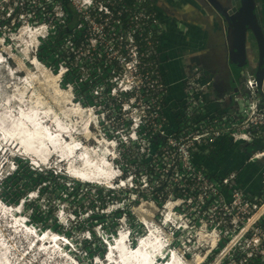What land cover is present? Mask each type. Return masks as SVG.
<instances>
[{"label": "built area", "instance_id": "obj_1", "mask_svg": "<svg viewBox=\"0 0 264 264\" xmlns=\"http://www.w3.org/2000/svg\"><path fill=\"white\" fill-rule=\"evenodd\" d=\"M8 1L12 2V9L4 11L6 16L8 14L10 16L12 12L13 19L17 18L22 21L26 18L30 20L32 27L24 29L25 27L21 26L19 33L26 31V34L32 36L34 32L38 31L39 26L42 27L41 33L46 35L47 40L54 35L53 25L51 28L44 23L38 25L40 22H45L42 18H48L51 15L47 13V10L51 6L58 8L60 13L56 21L62 24L66 20V14L60 9L61 5H68L72 9L76 16V24L71 34L63 35L61 43L55 45L58 54L64 55V58L60 59L61 65L55 73L60 74L57 86L60 87L62 82H66L71 73L86 71L88 74L83 77L84 80L79 79L76 86H80L79 90H85L87 98H98L102 101L122 99L119 103L120 107L114 114L127 120L126 130L120 134V138L109 141L111 143L108 144L111 149V159L115 158V148L133 147L137 153L135 154L136 158L138 160L141 158L143 166L154 169L158 164L152 165L147 162H152L159 156L163 158L164 155L165 162L170 159L172 163L170 166L173 165L172 169L176 170L175 175L179 176L177 182L173 180L176 182L178 190H181V193H190V195L181 194L179 196L184 199L185 204L188 202L186 207L193 206L196 197L199 196L202 200L200 205L204 211L218 214L215 212L216 206L222 207L223 209H219L218 212L224 214L228 212L230 214L227 213L228 219L231 217L233 224H236V220L240 219L245 224L241 223V227L251 228L257 226L258 223L264 226V166L260 169L261 189L258 194H247L234 188L237 179L235 170L232 169L224 175L217 176L206 172L202 164L197 165L193 161L196 154H201L204 158L211 156L221 143L237 146L252 144L264 134V89L263 84L259 85L258 74L253 68H249L247 65L240 68V91L228 97L227 106L225 104L222 108L219 106L220 108L213 109L208 107L204 96L210 86V80H204L203 72L197 67H192L191 78L185 83L182 82L184 85L182 100L176 108L169 110L166 94L170 84L165 81L161 68L159 47L163 35V25L156 15L154 0H38L35 12H39L41 17L39 23H37V17L27 15L29 12L27 8L30 7L32 0H0V5L6 4ZM82 55L88 57L82 60L80 58ZM71 61L72 65L69 63ZM103 78H107V82ZM74 89L76 90L75 85ZM66 91L70 94L71 88L68 87ZM69 102L72 107V112L67 113L69 116H75L81 120L82 118L87 119L82 127V131H84L82 134H85L83 140L86 142L95 126L106 116L102 113L95 114L92 109L82 107L83 100H74L71 94ZM167 112L171 115L170 118H167ZM68 115L66 118L69 117ZM49 124L46 128H50ZM104 125L101 124L100 127L102 128ZM58 128L59 126H55L53 129ZM143 128L152 131L143 132ZM77 130L78 136H81L79 129ZM59 132V139L62 141L66 139L69 143L70 136L68 135L72 134L73 130L68 132L67 129L62 128ZM61 134L63 138H61ZM78 143L84 145L82 141ZM95 143L96 146H100L99 142L95 141ZM150 143L152 144L151 148H149ZM157 143L159 144L157 145ZM132 144L139 146H130ZM85 148L93 149L91 146ZM94 150L97 152L98 147H95ZM263 159L264 150L247 155L245 163H255ZM59 161L60 159H57V162L54 163L55 166L60 164ZM49 163L50 161H48ZM63 167L64 169H61L59 173L67 175L68 178L64 176L67 180H71L70 182L75 186L89 184L99 188L102 185V188L114 191L112 184L104 186L103 183L85 182L69 173L68 163ZM222 167L221 164L220 168ZM103 168H108L105 170L110 174V170L113 169L112 163L107 161L106 167ZM46 172L48 171L44 173ZM52 172H55L54 176L59 174L56 170ZM117 172L120 173L119 170ZM145 172L144 170V173H140L138 176L145 182V187H148L147 180L149 178ZM120 177V174L113 173L109 177L101 176V179H105L106 183L118 179L116 183L119 187H125L127 182L130 185H127L128 188L133 187L131 177L123 179ZM158 186L157 184L155 188ZM135 187H137L136 184ZM148 189L150 190V187ZM194 189H196L195 192H193ZM158 193H152L151 196ZM30 198H32V193L24 195L13 206L4 204L3 200L0 201V206L5 211L13 212L14 207ZM162 208L168 211V203H165ZM30 210L28 213L31 215L33 211L30 212ZM198 210L201 211V207ZM103 214L101 213L99 216H103ZM116 214L119 215V212ZM169 215H172L169 211L164 213L160 225L156 229L162 239L160 241L166 243L165 245L169 244L166 242L167 236L162 227L170 224ZM249 218L251 222L250 225H247L246 222ZM103 219H107L105 214ZM22 224L25 226L23 229L26 232H30L28 229L30 227L35 228L36 236L41 235V230L35 224ZM170 226L173 227V225ZM145 229L148 228L145 226ZM127 233L120 227L114 240H122ZM44 234H48L50 237L53 233L47 230ZM161 235L165 237L162 238ZM35 242H37V238ZM68 243L69 246L72 244L69 240ZM4 245L8 247V252L2 257L3 263L0 264H9L12 257H16L11 252V254L9 253L10 247L6 241ZM30 249L31 247H27L13 263L25 264L19 263V261H24L31 264L30 262L34 258L29 255ZM172 254L175 253L170 250L169 259ZM181 260H178L180 264Z\"/></svg>", "mask_w": 264, "mask_h": 264}, {"label": "rangeland", "instance_id": "obj_2", "mask_svg": "<svg viewBox=\"0 0 264 264\" xmlns=\"http://www.w3.org/2000/svg\"><path fill=\"white\" fill-rule=\"evenodd\" d=\"M37 2L38 0H32L30 7L27 8L29 11L27 15H34V17L38 19L37 23H39L41 17L39 16V12H35V9H37ZM5 6L6 5L3 3L0 5L1 15L5 11ZM47 13L51 15H49L48 18H42L45 22H40L38 25H43L44 23L46 26H50V28L51 25L54 27V22H58L56 19H58L57 17L60 10L55 6H51L47 10ZM21 26L32 27L30 20L26 18L22 21L14 18L10 23L0 25V54L5 58L7 65H1L3 70L0 72V86H2L0 102L3 101L4 97L13 95L12 91L14 86L17 85L16 78L25 76L24 72H17L14 76V80H10L6 74V71L15 73L18 60L24 66H27L26 59L22 54V49L24 47H26L28 57L32 60H37L38 66L47 74H55L59 65H61L58 61H56V63L53 62L55 60L54 55L57 52V50H54L56 49L54 42L51 40L47 42L46 35L42 33L36 40L34 37L33 39L31 37L27 38L26 34L22 35L19 33V27ZM3 40L5 41L3 42ZM249 41L252 59L255 61L257 58L256 47L252 39H249ZM42 42L43 49L40 50L39 47ZM39 54L42 60H39ZM87 57V55H82L80 58L84 60ZM7 59H9V61ZM69 63L71 65L73 64L72 61ZM87 74L86 71L76 72L75 74L71 73L68 80L62 82L60 87H58L65 91L70 87L71 91L69 92L74 97V100H83L82 107L92 109L95 114L102 113L106 116L103 121L99 120V124L95 126L91 136L87 137L86 142L83 140L85 134H82L84 133L82 127H84L87 119L82 118L81 120L75 116H69L67 113L72 112V107L65 103H61L60 98L58 99L57 106L54 103L55 99H53L51 93L47 91V85L43 88L36 84L34 90H37L41 94V99L44 104L42 108H52L53 111H55L59 127L67 129L68 132L73 130V140L77 142L82 141L84 147H98L97 152H95V158L104 162L102 171L108 169L103 168L106 167L107 161L109 163L111 162L113 169L110 170V174H120V179L131 177V185H133V187H127V185L130 186L129 182L126 183L125 187H119L116 183L118 179L108 183H106L104 179V182L101 181L100 183H103L104 186L112 184L114 191L111 194L104 193L102 185L99 186L101 189L91 190L86 188L88 190V193L85 194L86 198L84 197L83 202L77 204L73 199L76 195L71 191L76 190L78 192L77 194L81 195L84 189H79L74 183L70 182L71 180H67V175L64 174L66 178L59 173L64 167L60 164H56L55 166L54 163L57 162L56 158H52L51 156L49 164H41L40 166L33 167L29 163L28 158L21 155L22 150L19 151V149L9 141L6 146H0L4 147L7 153V156L4 155L0 158V161L3 159V161L0 162V196L2 197L3 203L13 206L17 204L24 195L32 193V198L26 200L29 202L26 204L28 212L29 209H31L30 212L33 211L30 216L31 222L41 231L48 230L53 233H64L70 243H72L70 246H67L66 249L70 251L71 258L73 257L72 260L76 262V264H104L103 255L105 253V242L115 236L120 227L123 230L128 229L131 231L132 229V233L130 234L132 239H129L130 245L133 244L134 239L145 234V226L147 228L150 226L152 228H149L150 230L159 233V231L156 230L157 226L160 225L164 213H168V211L172 214L171 216L169 215L170 224L161 227L167 236L165 239L170 245L169 248L175 253L177 259H182L181 264H264V226L258 223L257 226L251 228L248 226L241 227L244 223L240 219L236 220V224H233L231 217L228 219V212V214L218 212L219 209H223L222 207L216 206L215 212L218 214L204 211L200 205V201L202 200L199 196L196 197L193 206L190 205V207H186L185 205H187L188 202L185 204L184 199L179 196L181 194L190 195V193H181V190H178L176 182L179 176L175 175L176 170L172 169L173 165L170 166L172 164L170 159H168V162H165V156L163 155V158L159 156L152 162H147L152 165L158 164V166L153 169L158 175H148L151 180V184L148 185V187H154L155 180L158 185L164 184V188L162 187L163 189L160 190L157 195L153 194V196H151L152 193H150L148 187H145V182H143L136 173L137 167L139 170L143 169L141 173H144V166L140 161L141 158H139V160L136 158L135 154L137 153H135L133 147L127 148V146H120L115 148L118 152L114 150L115 158L111 159V149L108 146V144L111 143L109 141L120 138V134L126 130L127 120L122 119L120 116H115L116 114H114L120 107L119 103L122 99L102 101L98 98H87L85 96V90H79L78 88L80 86H76L78 85L77 81L79 79L84 80L83 77ZM190 78L191 75L184 78L182 82L185 83ZM103 79L107 82V78ZM9 82H12V85H10L11 88H6ZM58 83L59 81L57 84ZM74 85L76 90L74 89ZM238 91H240V89L235 90L224 98L226 106L228 104V97L232 94H237ZM13 108L14 107H12V109ZM38 113H40L41 116H51L48 110H39ZM67 115L69 116L68 118H66ZM101 124L105 125L101 128ZM77 129H79L81 136H78ZM142 131L151 132L152 130L143 128ZM261 139L262 142H258V144H264V134L261 136ZM95 141L99 142L100 146H96ZM158 144L159 143H157V145ZM247 145L255 146L253 143ZM130 146L138 147L139 145L132 144ZM236 146L237 145H229L231 149H235ZM151 147L152 144L150 143L149 148ZM219 148L220 147H217L212 154L215 156L213 157L214 159L218 156ZM233 152L241 156L238 149L233 150ZM219 153L221 152L219 151ZM213 158H211V160ZM235 158L236 156L233 157L229 152L220 156V159H222L223 162H227V164H236L238 162V165L241 166L244 157L237 161H235ZM223 162L222 165H224ZM76 165L77 164H75V166ZM203 166L206 167V165ZM54 167L58 169L57 173L59 174L57 176H54L55 172L53 173L51 171ZM116 169H118L120 173L117 172L118 170ZM150 169L152 168L147 169V173H149ZM232 169L236 171L239 170V167L228 170ZM45 171L48 172L44 173ZM168 173L170 174L169 176ZM237 178L234 188L242 190L247 194H258L261 189L259 171H255L253 167L247 165L240 170V175L237 176ZM135 184L137 187H135ZM195 190L196 189H194L193 192H195ZM91 192H94L95 195L101 192L100 197H98L99 202ZM165 203H168V211L162 208ZM200 207L201 211L198 210ZM59 211H61V213H59ZM114 212H119V215H115ZM101 213H104L107 219H103L104 214L103 216H99ZM183 213L186 214L184 215ZM166 220L165 218V221ZM110 222H116L117 226L113 227ZM250 222L251 219L249 218L246 224L250 225ZM106 223H108L109 232L105 233L102 226L104 224L106 225ZM170 225H173V227ZM3 234L4 236L1 238L4 239L10 247V252L14 254L16 258L20 257L21 253L26 250L27 242L22 243L20 239H15L7 228H3ZM161 237L163 238L165 236L161 235ZM98 250L103 251H101L102 256L101 253L98 254ZM32 257L34 260L30 262L31 264H60L58 261L50 263V259L44 256H38L37 254ZM73 261H64V263L72 264ZM96 261L98 262L95 263ZM19 263L27 264L24 261H19Z\"/></svg>", "mask_w": 264, "mask_h": 264}, {"label": "bare ground", "instance_id": "obj_3", "mask_svg": "<svg viewBox=\"0 0 264 264\" xmlns=\"http://www.w3.org/2000/svg\"><path fill=\"white\" fill-rule=\"evenodd\" d=\"M39 28H41V30H39ZM24 29H26V27ZM37 29L39 32H34V34L30 36L32 39L34 37L36 40L43 30L42 27L39 26ZM30 31L32 32V29H30ZM26 33L25 31L20 34L25 35ZM26 36H28V34H26ZM22 54L26 59L27 66H24L18 60L15 73L10 71L7 72L10 80H14V76L17 72H24L25 76L23 79H20L22 77L16 78L17 85L14 86L12 91L13 95L4 97L3 101L0 102V146H6L7 142L11 141L13 145L19 147V151L23 150V154L21 153V155L28 158V161L33 167L40 166L41 164L44 165L50 156L56 155L59 157L60 163L66 161V163L69 164V173L81 178L85 182L102 184L100 183L101 180H103L101 176L109 177L110 174L107 170L102 172V165L104 162H99V159L95 158L94 148L90 150L83 147L72 139V134L69 135V143H67L66 139H64V141L59 139L58 134H60L59 131L62 128L59 127L56 129L58 131L53 129L55 126H59L55 111H53L52 108H42L44 104L41 99V94L37 90H34L36 84L43 88L47 85V91L51 93L52 98L55 99L54 103L57 106L59 98L61 99V103L70 105V94L57 86L60 74L45 73L42 68L38 66L37 60H32L28 57L26 47L22 49ZM2 70L3 67L0 64V72H2ZM10 85H12V82H9L6 88H11ZM1 91L2 86H0V93H2ZM12 107L14 108L12 109ZM59 108L62 109L61 107ZM39 110H48L51 116H41V114L38 113ZM47 124H49L50 128H46ZM61 138H63L62 134ZM77 148L79 149L77 150ZM75 164L78 166H75ZM0 209V257H3L8 252V247L4 245L5 241L1 238L4 236L3 228H7L10 233H12L13 237L15 239H20L22 243L27 242L28 244L34 238H38L36 244H34V249H32L38 256H44L50 259V263L58 261L60 264H66L64 261H61L64 256L61 254L62 247L58 239L48 238V234L42 236L38 235L37 237L31 228L29 229L30 232H26V230L23 229L25 226L22 224L25 220L21 219L22 216L19 211L15 212L13 215L11 211H5L1 206ZM148 227L152 229L150 226ZM150 229L148 235L142 236L135 253L127 252L128 248L124 245L120 246L116 244L114 246L117 252L120 253V262H122V264H147V262L153 259L155 254H163L166 250L163 249L166 243H162L158 233ZM40 242H42V244H40ZM16 260L17 258L12 257L9 264H14L13 261ZM178 260L175 254H172L169 264H180ZM67 261L71 260L67 258ZM97 262L98 261L95 263ZM105 262L106 261L103 263ZM0 263H3L1 258ZM72 264L76 263L73 262Z\"/></svg>", "mask_w": 264, "mask_h": 264}, {"label": "crops", "instance_id": "obj_4", "mask_svg": "<svg viewBox=\"0 0 264 264\" xmlns=\"http://www.w3.org/2000/svg\"><path fill=\"white\" fill-rule=\"evenodd\" d=\"M154 7L156 15L163 25V35L159 47L161 68L165 81L170 84L166 94L168 109L172 110L173 108H176L178 103L182 100L184 90L182 80L189 77L191 75V68L196 67L199 64V67L204 69V80H210L211 82V86H209L204 93L208 107L217 109L225 106L224 98L235 90L240 89L241 81L239 82V73L238 75L235 73L233 75V81L236 86L229 87L225 83L226 75H219L217 73L216 66L218 61L215 58V50L210 40L212 34H208L207 30V15L198 7L194 0H154ZM262 10L264 11V2L262 3ZM262 29L264 32V18ZM249 39H252V37L250 36ZM249 54L251 55V49ZM250 60L251 63L255 64L256 60L254 61L252 58H250ZM195 62H198V65H196ZM170 117L171 115L167 112V118ZM258 142H262L261 137L253 142L257 150L255 151H263L264 144H258ZM219 146V151L223 154L229 152L233 157L236 156L235 161L240 160L242 157H244V160L241 166L238 165V162L236 164H227V162H223L222 159H220L219 151V156L215 159L213 158V155L204 158L205 163L218 162L217 164H212L211 169L207 166L210 170L209 172L212 171L211 173L217 176L224 175L229 171L225 168H220L222 162L226 168L229 166H233L231 168L239 167V170H236L237 176H239L240 170L248 165L245 163L246 155H243L255 153L253 151L249 153L247 152L249 149L248 146H251L247 144L236 146L235 149H231V147L227 144L225 145V143H221ZM237 149L240 151L241 156L233 152V150ZM211 158L213 159L211 160ZM261 161L264 162V159ZM249 164L252 165L253 163ZM216 165L218 166L215 167ZM218 170L224 173L216 174L215 172H218Z\"/></svg>", "mask_w": 264, "mask_h": 264}, {"label": "water", "instance_id": "obj_5", "mask_svg": "<svg viewBox=\"0 0 264 264\" xmlns=\"http://www.w3.org/2000/svg\"><path fill=\"white\" fill-rule=\"evenodd\" d=\"M207 15L208 34L218 37L215 56L220 65L219 75H226L227 86H236L234 74L247 65L258 74L259 85L264 78V35L252 0H194ZM247 34L256 47L257 59L251 63L246 50ZM240 81V77H239ZM232 87V88H233Z\"/></svg>", "mask_w": 264, "mask_h": 264}, {"label": "trees", "instance_id": "obj_6", "mask_svg": "<svg viewBox=\"0 0 264 264\" xmlns=\"http://www.w3.org/2000/svg\"><path fill=\"white\" fill-rule=\"evenodd\" d=\"M11 1H8V3H6V4H4V5H6L5 6V11H7V10H10V9H12V6H11ZM60 9L63 11V12H65V14H66V20H65V22L64 23H62V24H59V23H57V22H55L54 23V27H53V31H54V35H52L51 37H49V39L48 40H51L52 42H54L55 43V45H58L59 43H61V39H62V37H63V35H65V34H71V32H72V29H73V27H74V25L76 24V16H75V14L73 13V11H72V9L68 6V5H61V7H60ZM13 14H12V12L10 13V16H9V14L6 16V12H4L2 15H1V13H0V25H4V24H8V23H10V21H12L13 20ZM13 30V29H12ZM48 40H47V42H48ZM3 41H5V40H3ZM44 45H45V43H44ZM40 48V50L41 49H43V42H42V44H41V46L39 47ZM38 48V49H39ZM55 51H56V49H54ZM54 57H55V60L53 61V62H55L56 63V61H58V62H60V59L61 58H64V55H62V54H58L57 52L55 53V55H54ZM39 60H42V58L40 57V54H39ZM170 121H172V120H170ZM156 142H157V140H155ZM249 147V149L247 150V152L249 153V152H256L257 150H256V147L255 146H248ZM256 150V151H255ZM244 154V153H243ZM215 155V154H214ZM219 155L221 156V155H223V153L221 152V153H219ZM218 155V156H219ZM247 156V154H244L243 156ZM215 157V156H214ZM193 161L195 162V164H197V165H199V164H202V165H206V167L204 166V169H205V171L206 172H208V173H210V174H212L211 172H209L210 170L208 169V167L211 169V167H212V164H217L218 162H207V163H205L204 162V157L201 155V154H199V155H195L194 156V159H193ZM218 165H220V164H218ZM218 165H216L215 167H217ZM208 166V167H207ZM221 166V165H220ZM248 166H250V167H253V169L255 170V171H259V169H261V167H263L264 166V162L263 161H257V162H255V163H253L252 165L251 164H248ZM231 167H233V166H229V167H224V165H223V167L222 168H225V169H231ZM147 169H148V167H144V170L146 171L145 173L147 174V176L148 175H150V174H153V175H156V173L154 172V170L153 169H150L149 170V173H147ZM143 171V169L142 170H139L138 169V167H137V169H136V173L137 174H140L141 172ZM216 174H223L224 172H220L219 170H218V172H215ZM147 178H149V176L147 177ZM44 179V178H43ZM41 180H42V178H41ZM147 182H148V185H150L151 184V180L150 179H148L147 180ZM157 181H155V186L158 184V183H156ZM155 186L154 187H150V193H156V192H159L160 190H162L163 188H164V184L162 183L161 185H159L158 187H156L155 188ZM77 187H80V188H83L84 190H83V193H81V195H79V194H77L78 192L76 191V190H74V191H71V192H73L76 196H74L73 197V199L76 201V203L77 204H80V203H82L83 202V200H84V197L86 198V196H85V194L86 193H88V190L86 189V188H88V189H101V188H97L96 186H90V185H88V184H82L81 186H77ZM163 187V188H162ZM79 188V189H80ZM102 190H103V192L104 193H107V194H111L113 191H110V190H107V189H103L102 188ZM93 193V195L95 196V199L99 202V199H98V197H100V192H98L96 195L94 194V192H92ZM153 200H155V199H153ZM110 223H112V222H110ZM108 223H106V225L104 224L103 226H102V229L105 231V233L106 232H109V230H108V225H107ZM117 225V223H115V224H113L112 223V226L113 227H115ZM101 251L102 250H98V254H100L101 253ZM103 252V251H102ZM102 254V253H101Z\"/></svg>", "mask_w": 264, "mask_h": 264}, {"label": "clouds", "instance_id": "obj_7", "mask_svg": "<svg viewBox=\"0 0 264 264\" xmlns=\"http://www.w3.org/2000/svg\"><path fill=\"white\" fill-rule=\"evenodd\" d=\"M27 37H30L29 35L27 36ZM0 58H1V62H0V64L2 65V64H5L6 65V60H5V58L3 57V56H1V54H0ZM8 61H9V59H7ZM7 66V65H6ZM6 71V70H5ZM6 74H7V76L9 77V74L7 73V71H6ZM24 77H22V78H20V79H23ZM16 83H17V81H16ZM47 126V125H46ZM17 148L19 149V147L17 146ZM22 153H23V150H22ZM0 158H1V156H0ZM50 158H51V156L47 159V161H46V163H44V165H46V164H48V161L50 160ZM52 158H56V161H57V159H59L58 158V156L56 157V155H52ZM3 161V159L0 161V162H2ZM30 163V162H29ZM60 165H66V163H64V162H61L60 163ZM59 167V166H58ZM58 171V169L55 167V168H53V169H51V171ZM1 182V181H0ZM89 185V184H88ZM0 187H1V184H0ZM103 189H105L104 187H103ZM0 195H1V193H0ZM0 201L2 202V197L0 196ZM0 202V203H1ZM29 202L28 201H25L24 203H21V204H18L16 207H14L13 209V215L15 214V212H20V215L22 216V220H25V222L24 223H26V224H30V225H33V223L31 222V220H30V214L28 213V207H27V205L26 204H28ZM24 205V206H23ZM28 229H30V227H28ZM32 229V228H31ZM35 229V228H34ZM34 229H32L33 231H34ZM125 232H128L127 233V235H128V241L127 242H119V241H116V242H111V240H108V241H106L105 243H107V244H109V245H112L113 244V246H115L116 244L117 245H120V246H122V245H124L125 247H127V248H131V247H133L134 245H136V243H137V240H139V242H140V240L142 239V236H144V235H148L149 234V229H145V234L144 235H142V236H140V237H137L136 239H134V241H133V244L132 245H130L129 244V239H132V237H130V234L132 233V231H130V230H128V229H126V230H124ZM44 232L45 231H41V235H39V236H42V235H44ZM53 233V232H52ZM38 235H37V237H38ZM50 238H54V239H63V240H65L67 243H68V238L65 236V234L63 233V234H60V233H57V232H54L51 236H50ZM115 238V236H113V237H111L110 239H114ZM37 240H38V238H37ZM60 241V240H59ZM42 242H40V244H41ZM60 243H61V254L64 256L63 257V259L62 260H64V261H67V258H69L71 261H73L72 259H73V257L71 258V253H69L70 251H68L67 249H66V247H67V245L66 244H64L63 242H61L60 241ZM34 244H36V242H35V238L33 239V240H31L27 245H26V248L27 247H31V249L29 250V255H31V257L32 256H34L36 253L34 252V251H32V249H34ZM40 244H39V246H40ZM165 246V247H164ZM163 247V249H166L164 252H163V254L162 253H158V256L159 257H163V258H165V259H168L169 261H170V259H169V257H168V253H169V251L171 250L170 248H169V246L170 245H164ZM162 249V250H163ZM33 252V253H32ZM127 252H130V251H128L127 250ZM136 252V250L134 251V252H130V253H135ZM105 253L106 254H109V255H113L112 257L115 259V260H117L118 262H117V264H122V262H120V253L119 252H117V250L115 249V248H113V249H110L109 248V250L107 249V246H106V244H105ZM104 253V254H105ZM74 255V254H73ZM101 256H102V254H101ZM104 256V255H103ZM76 257V256H75ZM1 259H2V257H0ZM98 260V259H97ZM74 262V261H73ZM76 263V262H75Z\"/></svg>", "mask_w": 264, "mask_h": 264}, {"label": "flooded vegetation", "instance_id": "obj_8", "mask_svg": "<svg viewBox=\"0 0 264 264\" xmlns=\"http://www.w3.org/2000/svg\"><path fill=\"white\" fill-rule=\"evenodd\" d=\"M263 2H264V0H252V3L254 4V9L258 15V20H259V24H260L261 29H262V22H263V18H264V11L262 10V3ZM262 32H263V29H262ZM263 35H264V32H263ZM250 36H251L250 34H247V46H246L247 51H248V47L250 49V43H249V37ZM210 37H211L210 40L212 42V45H213V47H215V45H217L219 43L218 37L214 36V35H212ZM247 53L249 54V51ZM249 57H250V54H249ZM215 58H217V57L215 56ZM195 63H196V65H198V62H195ZM199 65L196 67L199 68L201 72H203L204 69L199 67ZM219 69H220V65H219V63H217L216 71L218 74H219Z\"/></svg>", "mask_w": 264, "mask_h": 264}]
</instances>
